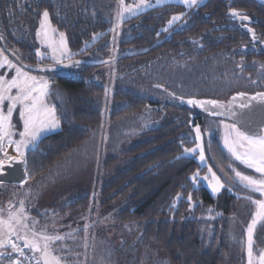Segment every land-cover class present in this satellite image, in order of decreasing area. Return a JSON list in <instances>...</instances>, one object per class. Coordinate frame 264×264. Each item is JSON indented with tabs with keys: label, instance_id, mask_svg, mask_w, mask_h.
Here are the masks:
<instances>
[{
	"label": "trees",
	"instance_id": "1",
	"mask_svg": "<svg viewBox=\"0 0 264 264\" xmlns=\"http://www.w3.org/2000/svg\"><path fill=\"white\" fill-rule=\"evenodd\" d=\"M115 1L0 0V46L5 55V49L15 51L23 64L37 66L34 50L25 41L27 32L24 30L28 24L38 26L43 11L47 10L52 26L65 34L69 51L80 52L77 59L89 61L95 56L99 60H111L102 67L81 66L45 74L51 83L49 96L55 103L61 128L42 138L34 150L27 152L30 180L51 171L81 145L91 130L100 129L106 91H111L109 121L114 123L135 117L138 123L127 132L125 139L123 135L119 137L121 142L133 140V145L131 143L128 151L123 153L130 161L100 183L95 199L101 206L100 212L104 211L102 215L109 216L112 212L107 218L112 227L137 224L141 230L136 240L125 242L126 247L114 248L104 237L105 227L98 223V230L90 238L89 261L94 255L97 264H136L139 248L149 244L161 252L160 260L167 264H246V229L252 210L250 203L243 199L244 191L229 177L231 171L226 167L231 161L220 147L221 139L215 136L206 144L208 161L218 175L228 180L235 194L224 190L213 198L203 184L194 186L190 179L197 172L204 175L206 167H201L194 156L187 157L183 151L194 145L190 130L201 122L199 117L192 116L199 113L154 88L163 85L181 97L198 91L205 94L206 75V82L214 90L229 92L235 79L230 76L231 63L226 59L230 53L225 45L236 40L239 33L215 27L223 19L222 11L218 9V15L195 17L187 29L166 37L169 32H162V29L173 15L183 13L184 8L164 5L124 22L119 35L113 37L111 12L115 9ZM247 7L258 21V30L264 32V7ZM99 33L104 35L92 43L93 35ZM162 38H166L162 45L153 47ZM187 38L202 39L199 46L194 45L195 59L188 63V47L181 46L177 40ZM218 41H221L220 47ZM86 44L90 47L81 52ZM112 45L117 48V53L111 58L107 51ZM201 45L209 48L205 66L201 57H196L202 50L199 49ZM177 47L186 52L181 60L172 58L174 53L171 52L178 51ZM149 48L152 50L148 54L139 55L140 51ZM127 51L136 56L123 57ZM263 59L262 55L261 64H264ZM218 83L223 84L217 88L215 84ZM13 121L21 130L18 111L13 114ZM109 134L107 148L111 151L114 147H111L112 136ZM239 168L251 174V171ZM189 194L195 205L191 210ZM177 196L181 197L178 201ZM90 198L89 193L83 195L70 208H85ZM209 209L213 219L207 221ZM93 239L101 244L95 246ZM253 240L256 250H264V225L257 226ZM101 248L109 250L107 258L102 257L105 253L100 254L98 249ZM65 260L70 262L72 255Z\"/></svg>",
	"mask_w": 264,
	"mask_h": 264
},
{
	"label": "snow or ice",
	"instance_id": "2",
	"mask_svg": "<svg viewBox=\"0 0 264 264\" xmlns=\"http://www.w3.org/2000/svg\"><path fill=\"white\" fill-rule=\"evenodd\" d=\"M162 3L163 0H156L157 5ZM179 3L183 4L185 8L191 9L199 8L203 4V0H179ZM151 7V0H134L129 4H126L125 0H118L116 18L111 31L116 32L125 20L126 14L131 18ZM185 15V13L173 15L168 20L167 27L162 31H170L172 26L181 21ZM229 15L233 19H239L242 23L249 19L234 9H230ZM248 32L252 34L253 40L257 38L250 27ZM103 35V33L94 34L92 43H95ZM36 36L40 43L51 51V60L54 64L72 60L74 54L70 53L68 49L65 34L58 33L57 29L52 26L47 10L43 11L41 15ZM89 46L86 44L81 52ZM13 55L17 60L21 59L15 51ZM36 55L41 57V52L37 50ZM81 63L76 60L74 64L66 66L76 67ZM37 65V68L32 70L28 65L18 66L0 51V68L7 67L14 70V74L10 78L4 73H0V178L7 176L15 166H22L25 178L20 183L21 188L31 179V173L28 172L27 150L29 147L34 150L38 146L37 142L41 134L58 128L60 124L55 107L47 103V97L50 94L49 80L44 76L33 74V72L43 73L53 69L39 66L40 61L37 62ZM156 87L160 86L156 85ZM169 95L180 100L181 103L202 109L209 116L228 118L227 123L220 121L219 127L222 130L223 148L232 161L236 162V164L228 165L231 170L232 183L248 193L243 199L247 200L254 208L246 229L247 264H264V250H256L253 240L257 224L264 225V93H257L247 100L242 99L246 95L245 93H238L227 104L213 99L189 98L185 101L184 97L176 96L175 93H169ZM14 111L19 113L22 130L18 129L13 121ZM193 131L195 132V147L184 148V154L198 153L199 160L204 163L205 148L202 144V137L205 133L202 132L199 125H194ZM207 134L211 135V132ZM16 135L19 136L18 140L13 139ZM8 147L13 148L14 156L8 154ZM237 165L243 166V169L251 170V174L243 171ZM208 173L209 175L203 179L209 181V187L213 194L225 188L228 182H222L211 167L208 168ZM198 176L199 172L190 177L193 183L197 182ZM6 183L7 181L0 179V184ZM228 191H233L231 185H229ZM180 199V196L176 197L177 201ZM18 203L19 207H16V202L9 200L6 207L0 208V261L6 259L8 264H66L65 257L59 254L62 249L56 246L57 242L62 241L65 237L56 232H49L47 226L42 229L38 228V221L29 215L25 200L20 199ZM188 203L191 210L194 207L191 194L188 195ZM173 207H175V203ZM211 211L209 209V212ZM88 227L89 225L85 224V231Z\"/></svg>",
	"mask_w": 264,
	"mask_h": 264
},
{
	"label": "rangeland",
	"instance_id": "3",
	"mask_svg": "<svg viewBox=\"0 0 264 264\" xmlns=\"http://www.w3.org/2000/svg\"><path fill=\"white\" fill-rule=\"evenodd\" d=\"M133 2H134V0H125L126 4L133 3ZM151 3H152V7L148 8V9H145L140 14L145 13V12H147L149 10H152L153 8L162 7L163 5H167V4L182 5L184 7L183 4L179 3V0H163V3L160 4V5L156 4V0H151ZM114 7H115V9L113 10L114 12L113 11L111 12L113 23H114L115 18H116V12H117V8H118V0L115 1ZM185 9L188 10V8H185ZM140 14H138V15H140ZM138 15H136V16H138ZM136 16H133L131 18H134ZM131 18H129L127 16V14H126L125 20L121 23L120 27L116 30V32L113 33V31H111V33H113V37H116V35L117 36L119 35L120 30L123 28L122 24L124 22L128 21ZM181 21L177 22L172 27H174L175 25L179 24ZM39 25H40V20L38 21V26H35L33 24H28L25 27L26 29L24 30V31L27 32L25 41L27 42L29 47H31L34 50V55L36 57V65H37L38 61H40V65L39 66L51 67V66L61 65V64H54L52 62V60H51V51L47 47L43 46L40 43L39 39L37 38L36 32L39 29ZM57 32L59 33L58 30H57ZM21 37L23 38L24 35H21ZM65 39H66V37H65ZM66 42H67V40H66ZM37 50H39L41 52V57H37V55H36ZM0 51L3 52V49H2L1 46H0ZM107 52L111 53V58H112L117 53V48H115V46L112 45ZM79 53H72V54H74L73 57H72V60L77 59ZM125 53H132V52L127 51ZM4 55H5V53H4ZM91 58H93V57H91ZM93 59L94 60H89V61H100L99 57H95L94 56ZM69 61H71V60H65L63 63H67ZM113 66H114V64H113ZM75 68H77V67H75ZM110 68H112V67H110ZM0 73H4V74L7 75L8 78H10L14 74V70L8 69L7 67L0 68ZM35 75H37V74H35ZM39 75L40 76H44L45 78H47L49 80V77L47 75H45V74H39ZM49 83H50V80H49ZM50 86H51V83H50ZM49 95L47 97V103L50 106H54L55 107V103L51 100ZM111 95H112V92L111 91H107V96L105 97L104 102H103L104 103V107H105L104 108V120H103V122L101 124L100 129L99 130H95V129L91 130L89 136L81 143V145L78 146L76 149H74L71 153H69L61 162L57 163L56 166H54V168H53L54 170H59L60 169L61 171H73V170L95 171V169H97L99 171H112L113 174H114V172L116 171L117 168L122 167V165L124 166L125 164H127L130 161V160H127L126 155H123V153L128 151V149L131 146V143L133 145V142H132L133 140L131 138L129 141L126 140V141H122L121 142V141H119L120 140L119 137L123 135V139H125L128 136V133L134 127H136V124L138 123V120H137L138 118L126 117V118H122L121 120H118V122H114V123L109 121V116H110V114L112 112L111 106H109L111 104V99H112ZM5 103H7V102H5ZM55 110H56V107H55ZM14 114H15V112H14ZM56 114H57V110H56ZM219 122H220V120H217V121L211 120L209 122V126L207 128H205V129L201 128L202 132L205 133L203 135V137H202V144H203V146L205 148V162L201 163V161L199 160L198 153L197 154H187L186 155L187 157H193L194 156L195 160L199 163V165L201 167H206V173L204 175H199L198 176L197 182L194 183V186H196L199 183L203 184V186H205L207 188V190L209 191L211 197H213V198H217L224 190H228V187H229V183H227L225 185L224 189H222L220 192H218L216 194H213L211 188L209 187V181L203 179V177H205L206 175H209L208 168L209 167L212 168V165L208 161V157H207V154H208L207 150L208 149H207V145L206 144L209 142V135L207 133L211 132V133L218 134V137L221 139L222 130L219 127ZM60 128H61V124H59V127L56 128V129H50L48 131L43 132L41 134L38 142L42 138H44V137H46L48 135H52V134H55V133L59 132ZM190 133L192 134L191 136H192V138L194 140L195 132L193 131V128L190 130ZM108 134L112 136L111 147L112 146L114 147V149H111V151H109L108 148H107L108 144L110 142L109 139H108L109 138ZM14 138H15V136H14ZM194 147H195V143L190 148H194ZM220 147H221L222 151H224L225 154L227 155L228 160H230L232 164H236V162L232 161V159L229 156V154L227 153V151L223 148L222 141L220 143ZM8 148H11L10 151L13 152V148L12 147H8ZM30 148L31 147H29V149ZM106 162L107 163L109 162V163L105 165ZM228 165H229V163H228ZM237 166L243 168V166H240V165H237ZM86 167H87L88 170L86 169ZM226 169L228 171H231L228 168V166L226 167ZM246 170H248V169H246ZM213 171H214V169H213ZM248 171H251V170H248ZM229 173H231V172H229ZM216 175L221 178L222 182H224V181L228 182V180L225 179L224 177H222V175H220V174L218 175V173H216ZM229 177L231 178V175H229ZM229 192H232L233 194H235L233 191H229ZM91 193H92L91 199L92 198L95 199L96 195L94 194V192H91ZM244 193L246 195H248V193H246L245 191H244ZM0 197L6 199V197L7 198H11L12 196L5 194V195L0 196ZM193 206H195V205H193ZM250 208H251V210L253 212L254 208H253V206L251 204H250ZM75 209H77L76 211H80L82 209L86 210V207L85 208L77 207ZM67 210L68 209H63L62 211H63V213H66ZM96 210L98 211V209H96ZM101 212L104 213V211H101ZM101 212H99V213L101 214ZM111 214H112V212H110L109 216L108 215L107 216L102 215L103 222H102L101 226L105 227V231L107 232V233H105L104 237H105L106 241L112 242L114 248L115 247L117 248V247H120V246L122 248H124V247H126V243L127 242L136 240L138 238V235L140 233L141 228L137 224H129V225L127 224V225H124V226L116 225L115 227L114 226L112 227V224L107 221V218H109ZM58 218H59L58 215L56 217H53L54 220H58ZM53 219L51 220L53 223H51V225H48L47 227H49L51 229H55V228L58 229L60 227L62 229L63 225L60 224V226H56V224L54 223ZM212 219H213V216L211 215V212L208 211V215H206L205 220L208 221V220H212ZM259 225H260V223L257 224V226H259ZM257 226H256V228H257ZM255 229H254V231H255ZM87 233H88L87 231H84V233L73 235V236H71L69 238H65L62 241H58L57 242L56 246L58 248L62 249L61 252H63V253H61V254H63L62 255L63 257H68L69 256L65 252L72 253L71 254L72 255V260L70 262L66 261V264H89L90 261H92L91 262L92 264H97V259H96V257L94 255H91L93 257L89 261V254H88L89 250H88V248H89V245H90V239H88V234ZM97 239L99 240L98 237H97ZM97 239H93L92 240V243L95 246H97L96 243H99ZM246 242H247V236H246ZM99 244H101V243H99ZM98 250L100 251V254H102V253L106 254V255L102 256L104 258H107V255L108 256L110 255L109 254L110 252H109L108 249H102L101 248V250L100 249H98ZM254 254H256L255 251H254ZM160 255H161V252L157 248H155L153 246H150L149 244H146V245L142 246L141 248H139V250L137 252V262H136V264H167L164 261L160 260L161 259ZM246 255H247V252H246ZM102 257H100L101 260L103 259ZM246 264H247V262H246Z\"/></svg>",
	"mask_w": 264,
	"mask_h": 264
},
{
	"label": "flooded vegetation",
	"instance_id": "4",
	"mask_svg": "<svg viewBox=\"0 0 264 264\" xmlns=\"http://www.w3.org/2000/svg\"><path fill=\"white\" fill-rule=\"evenodd\" d=\"M203 4L201 5V8H191L186 10L184 8V12L186 15L184 16L183 20L172 27L168 34H166V37H169L172 34H178L181 31H184L188 28L189 24L195 17H203L208 18L210 15H218V9L222 11L223 19L220 21L223 24H219L215 26L218 27H225L228 31L236 30L239 33V37L236 40H230L228 44L225 46L229 47V56L226 57L227 62L229 61L231 63L230 66V72L231 77L235 79V85L232 90L229 92H222V90H214V88L206 82L208 80V76L204 75L206 78V81L204 82V93H200L199 91L197 93H191L189 96H185L184 99L194 98V99H213V100H219L222 102H228L229 99L238 94V93H245L246 95H255L257 93H264V64H261L262 61V55L264 56V32H261L258 30V21L253 17L252 12L248 9V5L251 6V8H254L253 6H261L258 3L252 1V0H203ZM251 2V3H249ZM167 5H174V4H167ZM164 6V5H163ZM262 7V6H261ZM230 9L237 10L247 17L249 19L247 21H244L243 23L239 19H233L230 15ZM255 19V20H254ZM167 26V25H166ZM251 28L253 32L256 34V39L253 40L252 34L248 32V28ZM166 32V31H162ZM184 35V34H183ZM166 40V38L160 39L158 42V46H161L162 43ZM181 46L188 47L186 62H191L195 58L193 55H195L196 51L194 49V45L199 44L202 42V39H194V38H187L185 40H179L177 39ZM193 41H196V43H193ZM218 44L221 46V41H218ZM157 46V47H158ZM179 49L177 47L178 51L171 52L174 53V57L177 60H181L182 57L185 55V50H182V47ZM199 49H202L198 51V55L196 54V57H201L200 60L202 61V64L205 66L207 63L206 56L209 55V48H206V46H200ZM235 51H234V50ZM233 50V52H232ZM174 60V59H173ZM264 60V59H263ZM263 62V61H262ZM220 64V63H219ZM192 68V67H190ZM199 72V71H198ZM222 71H219L221 73ZM223 83L215 84V87L218 88ZM156 86V85H155ZM154 86V87H155ZM160 87L164 88V91L157 90L159 92L165 93L167 96L171 97L173 101L177 102L180 105V100L173 98L169 95V93H174L170 91L167 87L163 85H159ZM178 96V95H176ZM168 100V99H167ZM186 107L185 105H183ZM187 108V107H186ZM191 111H196L194 108L190 109ZM197 112V111H196ZM199 113V112H198ZM193 118L199 117L201 122L200 128L204 127L207 128L209 126V122L211 120L217 121L220 119H210L206 115H203L199 113V115H193ZM221 121V120H220ZM223 121V120H222ZM227 123V121H224ZM215 136H218V134L211 133L209 135V139L213 138Z\"/></svg>",
	"mask_w": 264,
	"mask_h": 264
},
{
	"label": "crops",
	"instance_id": "5",
	"mask_svg": "<svg viewBox=\"0 0 264 264\" xmlns=\"http://www.w3.org/2000/svg\"><path fill=\"white\" fill-rule=\"evenodd\" d=\"M13 139L18 140L19 136L17 135ZM10 150L11 148H7L8 154L14 156L15 152H11ZM29 150L31 148L27 152ZM53 168L37 179H29L23 188L20 185L0 184V196L5 194L12 196L11 198L6 197V199L0 197V208L6 207L9 200L16 202V207H19L18 201L24 199L29 215L38 221V228L42 229L45 226L51 225L53 217L58 215V220L53 219L54 223L56 226L63 225V228L51 229L47 227L49 232H56L65 238H69L73 235L84 233V226L87 224L89 225L87 234L88 239H90L91 234L98 230V223L102 224L103 222L102 214L99 213L101 209L100 204L96 203V199L90 198L86 210L82 209L75 213L73 211L76 209L70 208V206L83 195L88 193L92 195L91 192L95 194L100 187V183L107 177L112 176L113 172L99 171L97 169L95 171H61L60 169L54 170ZM63 209L68 210L66 213H63ZM61 253L63 252L59 254L63 255ZM65 253L67 255L72 254Z\"/></svg>",
	"mask_w": 264,
	"mask_h": 264
},
{
	"label": "water",
	"instance_id": "6",
	"mask_svg": "<svg viewBox=\"0 0 264 264\" xmlns=\"http://www.w3.org/2000/svg\"><path fill=\"white\" fill-rule=\"evenodd\" d=\"M252 1H254V2L258 3L259 5H261L262 7H264V0H252ZM199 8H201V6ZM199 8H197V9H199ZM158 45H159V43H155L153 47H157ZM151 50L152 49H150V48L142 50V51L139 52V55H141V56L146 55ZM5 52L16 64H18L19 66L21 64H23L21 60H17L16 59V56L13 55V52L11 50L5 49ZM135 56H136V53H125L123 55V57H129V58H133ZM76 60H79V61L82 62L79 66H76V67H81V66H85V67H102V66L108 65L111 62L110 59H103V60H100V61H88V60H83V59H74V60H71V61H69L67 63H63L61 65H58V66H51V67L42 66V67H46V68H51L53 70L52 71L43 72V73L33 72V74H57V73H60V72L75 68V67L66 66V65H72V64H74V62ZM23 65H25V64H23ZM28 67H29L30 70L37 68V66H29V65H28ZM154 88L156 90L164 91L163 87H156L155 86ZM236 95H234V96H236ZM251 96H254V95H250V96L245 95L242 99L243 100H247ZM232 97L229 99V101L232 99ZM186 100L187 99H185V101ZM200 100H206V99H200ZM228 102H224V103L227 104ZM253 103H256V102H253ZM181 104L185 105L187 108H190V109L194 108L197 112H199V113H201L203 115H206L210 119H220V120L228 122V118L225 117V116H220V117L209 116L205 111H203L200 108L189 106L187 103H181ZM24 178H25V176H24V170H23L22 166L17 165V166H15L14 169L9 171V174L7 176H4V177H2L0 179H3L5 181H7V183H6L7 185H20V183L24 180Z\"/></svg>",
	"mask_w": 264,
	"mask_h": 264
},
{
	"label": "built area",
	"instance_id": "7",
	"mask_svg": "<svg viewBox=\"0 0 264 264\" xmlns=\"http://www.w3.org/2000/svg\"><path fill=\"white\" fill-rule=\"evenodd\" d=\"M0 264H8V261L6 259L0 261Z\"/></svg>",
	"mask_w": 264,
	"mask_h": 264
}]
</instances>
